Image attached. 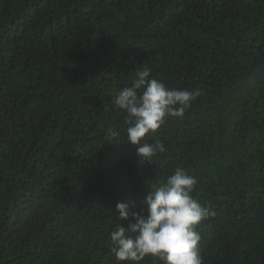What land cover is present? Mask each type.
<instances>
[{
	"label": "trees",
	"instance_id": "obj_1",
	"mask_svg": "<svg viewBox=\"0 0 264 264\" xmlns=\"http://www.w3.org/2000/svg\"><path fill=\"white\" fill-rule=\"evenodd\" d=\"M144 69L195 96L152 164L113 103ZM177 167L203 264H264V0H0V264H120L116 204Z\"/></svg>",
	"mask_w": 264,
	"mask_h": 264
},
{
	"label": "clouds",
	"instance_id": "obj_2",
	"mask_svg": "<svg viewBox=\"0 0 264 264\" xmlns=\"http://www.w3.org/2000/svg\"><path fill=\"white\" fill-rule=\"evenodd\" d=\"M194 94L188 90L169 89L150 78V70H138L130 86L113 99L118 109L126 112L127 143L137 146L140 164H152L162 144H141L149 133L156 132L168 118L184 115ZM149 136V135H148ZM197 180L177 167L166 181L150 189L141 201L142 207L118 202L114 212L122 222L110 233L112 252L120 264H141L146 257L158 258L163 264H203L196 227L215 215L193 196ZM146 213V214H145Z\"/></svg>",
	"mask_w": 264,
	"mask_h": 264
}]
</instances>
